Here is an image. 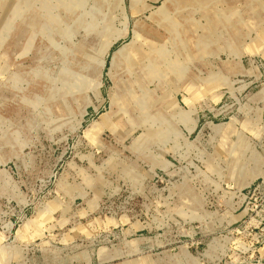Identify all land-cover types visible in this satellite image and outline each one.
I'll return each instance as SVG.
<instances>
[{"label": "rangeland", "instance_id": "374dc122", "mask_svg": "<svg viewBox=\"0 0 264 264\" xmlns=\"http://www.w3.org/2000/svg\"><path fill=\"white\" fill-rule=\"evenodd\" d=\"M264 0H0V264H264Z\"/></svg>", "mask_w": 264, "mask_h": 264}, {"label": "bare ground", "instance_id": "6f19581e", "mask_svg": "<svg viewBox=\"0 0 264 264\" xmlns=\"http://www.w3.org/2000/svg\"><path fill=\"white\" fill-rule=\"evenodd\" d=\"M135 0H132V3H134ZM263 255H264V252H263Z\"/></svg>", "mask_w": 264, "mask_h": 264}]
</instances>
